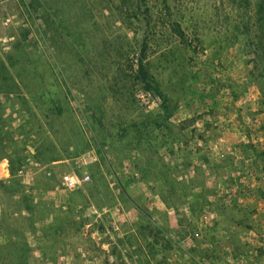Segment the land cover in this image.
Masks as SVG:
<instances>
[{
	"label": "rangeland",
	"instance_id": "rangeland-1",
	"mask_svg": "<svg viewBox=\"0 0 264 264\" xmlns=\"http://www.w3.org/2000/svg\"><path fill=\"white\" fill-rule=\"evenodd\" d=\"M259 1L0 0V264H145L162 250L151 241L173 234L158 206L180 204L181 159H210L220 199L232 193L249 215L239 196L264 197V106L244 25ZM160 95L177 140L155 131L148 149L135 127L150 135ZM251 169L258 190L244 186ZM66 175L90 180L67 189ZM12 181L14 195L2 186Z\"/></svg>",
	"mask_w": 264,
	"mask_h": 264
},
{
	"label": "crops",
	"instance_id": "crops-1",
	"mask_svg": "<svg viewBox=\"0 0 264 264\" xmlns=\"http://www.w3.org/2000/svg\"><path fill=\"white\" fill-rule=\"evenodd\" d=\"M245 164V167L256 165L254 159ZM176 166L171 192L180 204L162 201L158 206L163 228L175 236L151 241V245L162 250L159 255L146 253L145 264H264V241L252 237L262 234L256 230L257 226L264 228V197L261 199L255 193L239 196V203L249 207V215L243 218L233 211V205H228V197L220 199L223 196L216 190L210 159L190 163L181 159ZM253 171L244 181L248 190H258L263 184Z\"/></svg>",
	"mask_w": 264,
	"mask_h": 264
},
{
	"label": "trees",
	"instance_id": "trees-1",
	"mask_svg": "<svg viewBox=\"0 0 264 264\" xmlns=\"http://www.w3.org/2000/svg\"><path fill=\"white\" fill-rule=\"evenodd\" d=\"M126 4V3H125ZM254 21L253 22H246L244 25L247 26L248 33H249V45L253 48L255 54H256V66H255V72L252 73V77L258 84V89L261 95V104L264 106V0H260L253 12ZM175 32L182 36V31L179 25H176L174 27ZM144 66L140 63L139 65V72L140 74H144ZM145 76V75H144ZM161 96V95H160ZM162 97V98H161ZM162 105L161 106V113L157 114H150L147 116V122L148 127L151 128L150 135L147 136L145 133V130L142 129V127L138 126L136 124L135 127V140L139 143L145 141V143L148 145V149H153V141L151 139V136L153 137L154 132L163 130L165 128L168 129V131H171V123L170 120L175 114V111L172 107L169 106L168 100L161 96ZM184 130V129H183ZM163 137H165L167 140L165 141V144H168V142H175L177 139L175 138V135L171 131L170 133H161ZM159 135V134H158ZM149 138V141L146 142V140ZM158 137L155 136L154 142H156ZM162 147V145H161ZM165 147V146H163ZM12 176L16 174V170L11 172ZM15 182L12 181L8 184L2 183V186L4 188L10 189V193L14 195V192H17V188H15Z\"/></svg>",
	"mask_w": 264,
	"mask_h": 264
},
{
	"label": "built area",
	"instance_id": "built-area-1",
	"mask_svg": "<svg viewBox=\"0 0 264 264\" xmlns=\"http://www.w3.org/2000/svg\"><path fill=\"white\" fill-rule=\"evenodd\" d=\"M161 102H162L161 99H155L153 101V103L155 104L156 107H159L161 105ZM89 180H90L89 175H85L83 177V179H81L75 175H66L63 177L62 185L67 189H73V188H76L79 184H81L82 181H89ZM227 195H228V199H230V202L234 201L232 193L227 192ZM253 236H256L260 240L264 241V231L262 232L261 236H260V234H255ZM255 254L259 256L258 251H255ZM242 260L244 261L245 258L243 257Z\"/></svg>",
	"mask_w": 264,
	"mask_h": 264
}]
</instances>
